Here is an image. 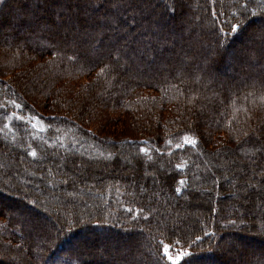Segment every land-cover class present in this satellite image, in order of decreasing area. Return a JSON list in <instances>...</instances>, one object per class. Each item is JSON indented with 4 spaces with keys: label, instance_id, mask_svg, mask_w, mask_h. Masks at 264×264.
<instances>
[{
    "label": "trees",
    "instance_id": "obj_1",
    "mask_svg": "<svg viewBox=\"0 0 264 264\" xmlns=\"http://www.w3.org/2000/svg\"><path fill=\"white\" fill-rule=\"evenodd\" d=\"M134 1L107 0L104 5L103 0H90L83 7L87 14H73L68 8L80 1L63 0L50 16L42 0H0V14L15 19L0 44V165L8 168L3 180L14 189L11 198L0 195L9 200L8 205L0 199V264H118L116 258L106 262L100 255L113 236L123 235L142 237L148 252L142 258L154 264H171L166 245L189 251L178 264H197L208 257L214 264H227L235 256L234 249L224 248L227 238L264 239V203L255 200L233 209V194L226 193L232 178L225 181L228 170L220 167L241 153L264 150L257 138L264 137V60L258 71L251 66L246 79H237L233 72L232 85L215 84L218 75L213 78L208 72L211 62L216 63L213 70L233 68L225 66L226 51L236 50L249 23L264 22V0H185L193 9L203 6L212 24V42L199 36V10L190 16L191 23L177 12L185 8L183 0H160L158 4L168 3L160 15L147 13ZM126 15L141 17L155 36L140 37L139 26ZM8 18L1 26L9 25ZM176 19L184 27L178 23L172 29ZM100 21L108 22L107 34ZM167 29L202 51L193 50L191 58L180 48L170 50ZM149 39L161 46L149 45ZM167 61L175 64L173 74L156 72L170 67ZM32 116L46 122L45 132L34 130ZM119 119H130L132 126L116 128ZM185 137L193 142L186 143ZM6 149L15 152L13 158L6 156ZM130 154L138 164L132 177L119 167ZM17 157L28 167H20ZM256 159L263 162L264 155ZM77 160L112 166L116 174L89 165L79 175L74 171ZM211 162L216 167L201 173ZM160 164L168 171L152 185L154 174H145L141 166L154 173ZM164 193L169 204L177 199L169 213L194 209L198 216L174 228L161 225L166 214H160L162 206L155 200ZM17 204L35 211L34 218L51 216L53 223L30 228L27 211L19 212ZM251 214L250 223L246 215ZM84 230L94 241L100 232L113 236L104 244L75 248L73 239ZM119 241L117 250L125 248ZM261 251L248 264H264V247Z\"/></svg>",
    "mask_w": 264,
    "mask_h": 264
},
{
    "label": "rangeland",
    "instance_id": "obj_2",
    "mask_svg": "<svg viewBox=\"0 0 264 264\" xmlns=\"http://www.w3.org/2000/svg\"><path fill=\"white\" fill-rule=\"evenodd\" d=\"M44 3V6H46V14L50 15L54 12H56L62 5L59 3H62L63 0H57L55 2V0H42ZM52 1V2H51ZM80 2L77 4V6L73 9L72 7H69V12L76 14L77 12H83L87 14V10L83 9L84 5L85 7L88 6V1L90 0H79ZM119 1V0H116ZM160 0H136L134 2H137V4L139 6L144 5V7H146L147 10H145L147 13H151L155 11V14L160 15L162 12L166 11L168 9V3H161L158 4ZM123 2V1H122ZM182 3H185L186 1L183 0L181 1ZM103 4L106 5L107 4V0H103ZM197 6V5H196ZM184 9L178 8L177 12H183L185 17L188 18L189 23H191L190 20V16L192 14H198L197 11L195 10H199L200 11V19L197 22L199 24L203 23L202 27L203 29L200 30L199 36L200 37H204L207 36L210 41L211 39H213V28H212V24L207 20L206 18V13H204V9L203 6L200 8V5L198 4V8L193 9V7H190L189 5H187L185 3L184 5ZM66 8V7H64ZM158 8V9H157ZM4 10V9H3ZM2 10V11H3ZM126 13V11L122 12L121 14ZM9 14L4 12V15L1 13L0 14V23L1 20L3 18H8ZM118 17V16H117ZM126 20H131V18H133L135 21L131 24L135 25V26H139L140 29V34L138 33V35H142L145 34V36H151L154 37L155 36V32H152V28H146L145 25H143L142 23V18L140 17L137 18L136 16H129L126 15L124 16ZM124 17L122 19H124ZM84 18V17H83ZM86 20H89L88 15L85 16ZM9 20V25H7L6 27L1 26L0 24V44H2V40H4L6 34H8L9 30L14 26L15 24V19L8 18ZM121 21V19H120ZM103 22V21H102ZM100 21L99 22V28L101 27V25L105 26L103 27L104 32L107 34V28L106 26H108V22L103 23ZM179 23V26H183L184 27V23L179 20L177 21L174 20V23L172 24V29H174L177 24ZM82 25V24H81ZM172 29H167V34L170 35V37H167V42L169 43L168 45L170 46V50L171 49H181V53L182 52H186L189 55H191V58L195 55L193 50H196L197 53L201 52L202 50L200 48H198V44L195 42H190L188 43L184 38L185 36H180L177 32L173 31ZM179 29V28H178ZM245 36H242L240 38V40H238L236 42V50L232 51V50H228L226 51V56H228L229 59L225 60V66H232L233 68H231V70H229L228 72H224L221 68L219 69H215L214 70L211 68V66H216V63L211 62V66L208 70V72H210L211 77H215V75H218V79H214L215 80V84H218L219 86L223 85V86H227V85H232L236 82V78L239 80L242 79H246L248 76H246L248 74V72H250L251 66H255L256 70L258 71V69H260V63L264 60V22H252L249 23L246 27H245ZM152 32V33H151ZM256 36H258V38L256 39ZM141 37V36H140ZM260 41L259 38H261ZM138 39V38H136ZM141 39V38H140ZM139 39V40H140ZM152 39H149V41H147V43H149V45H152L153 43H155L156 45H160L161 46V42L157 41H151ZM135 41V40H134ZM257 41V42H256ZM212 42V41H211ZM210 43V42H209ZM164 44V46H167L166 42H162V45ZM166 44V45H165ZM191 45V46H190ZM183 46V47H182ZM188 46H190V48H188ZM192 48V50H191ZM222 48H224V46H222ZM244 55H246V60L244 62V60L241 61V57H243ZM174 56V55H173ZM241 56V57H240ZM240 57V60H238V58ZM254 57V58H253ZM149 58H151V60L153 61V56H149ZM178 60L182 61V55H178ZM130 59V58H129ZM233 59V60H232ZM251 62V65H249L248 62ZM179 61H177V63H179ZM235 62V63H234ZM239 63V64H237ZM167 64H169L170 67H163V70H159L156 69V72L158 73H162V72H166V73H171L173 74V71L171 70V67H175L174 62H170L167 61ZM181 66V68L184 67V64L179 65ZM169 68V69H168ZM216 70V71H215ZM237 73V77L233 78L232 77V73ZM231 73V75H230ZM261 74V73H260ZM257 76H261L259 74H257ZM256 76V77H257ZM255 77V76H254ZM239 83L235 86L238 87ZM231 87V86H230ZM51 93H53V91H51ZM114 117V116H113ZM29 123L32 125V127L34 128L35 131L37 132H45L47 129V124L44 120L41 119V117L39 116H32L29 117ZM131 120L130 119H119L117 121L114 122L115 127L117 128H122L123 126H132V124L130 125ZM124 123H126V125H123ZM123 127V128H124ZM129 128V127H128ZM257 135V134H256ZM220 137H225V136H220ZM258 138V142L261 146L264 145V137L263 135L259 134L257 136ZM185 142L186 143H192L193 140L190 139L189 137H185ZM254 154L250 155L249 153H241V156H239V158H231V159H227L225 161L221 162L220 167H224L226 168V170H228L223 176L225 181L229 180V178H232V181L230 183H228L227 189L229 192L227 195H231L233 194V198L231 200V204L234 205L235 207L233 209H237L240 208L241 206H248L249 204H251L253 201L255 202V200H257L259 203H264V161L263 162H259L257 163V159L256 156L257 155H264V150L261 148H256L253 151ZM15 152L12 150H7L6 149V156H8L9 158H13L14 157ZM133 154H130V157H126L125 159H123L119 165L120 170L121 168H123V174H125L124 176H129L132 177L135 175L134 170H136V168L138 167V164L136 162H134L133 160ZM17 159H20V167H28V165H26L23 161L22 157H17ZM9 161H12L11 159ZM80 162V163H79ZM205 163L204 159L201 158V161ZM28 163V162H26ZM29 164V163H28ZM76 169L74 170L75 173L77 172L79 175L80 174H84L85 170H87L86 168L89 167V165H93L90 164L89 161H79L77 160L76 163ZM80 164V165H79ZM206 164V163H205ZM211 166L206 165L204 169H200L201 173H205V172H211V169L216 167V163L211 162L210 164ZM58 167L63 168V165L58 164ZM130 166V167H129ZM141 166V165H140ZM93 168L97 169V170H102V172L105 173H112V174H116V172H112L113 171V167L112 166H96L93 165ZM142 168H144L143 172H145V174L147 173H152L154 174L153 179L154 182L152 185H157L158 184V180L159 178H161V176L163 174L167 173V169L166 167L162 166L161 164L158 165V167L156 168V172H151V170H148L147 167L145 165L141 166ZM259 167V168H258ZM200 166L198 167L199 170ZM228 168V169H227ZM16 169V168H14ZM263 169V170H262ZM8 168H5L3 165H0V195L4 194L7 195V197H12V187H10L9 184H7L6 181L3 180L4 176L6 177V175H9L8 173ZM156 174V175H155ZM27 175H29L27 173ZM151 181L149 180L148 183H150ZM242 183V186H241ZM92 186V185H91ZM5 187V188H2ZM42 189H45V187H41ZM194 188L196 190H200V191H208L209 189H205L206 187H197L194 186ZM8 189V190H5ZM14 190V189H13ZM5 191V192H4ZM24 192H26V190H23ZM160 191V189L158 190ZM162 191V190H161ZM151 196H154V194L151 192ZM10 197V198H11ZM169 195L167 193H164V195H161L160 197L156 198V205L158 206H162V210L160 211V214L165 213L166 215H163L162 217V221L160 222L161 225L165 226V225H170L171 228H174L177 224H181L182 222H190L191 218H196V216H198V212L194 209H191L190 212H184L183 209L181 210V212H179L178 214H173V213H169L170 209L173 207V205L176 202L177 199L175 200H171L170 204L167 203V201L169 200ZM0 199L5 200L4 202L6 204H8L7 199H5L4 197L0 196ZM9 205V204H8ZM171 206V207H170ZM12 207V206H11ZM14 207L17 208V210L24 212L27 211V214L31 220L30 221V228H33L36 224H39L41 226H49L50 223L52 224L53 221L51 220V216L49 217H45L43 215H38L37 217L34 218V216H32L35 211H31L29 209H26L24 206H20V204L15 205ZM3 210H5L6 208L2 207ZM19 211V212H20ZM45 211V210H44ZM11 214L10 209L7 208L5 210V213ZM241 212V211H240ZM57 215V214H56ZM251 216V217H249ZM252 218V219H251ZM246 220H250L253 221V214L251 215H246ZM28 221V222H29ZM45 226V227H46ZM51 226V225H50ZM252 234V232H251ZM108 236V237H107ZM113 235H108L106 233H102L100 232V234H96V238L97 241L92 240L91 235L88 234V230H84L82 232V234L77 238V239H73V245L75 248H77L80 245H87V246H92L96 243H102L104 244V242H106L110 237H112ZM242 235H239L237 237H232V238H227L225 241V246L224 248H232L235 250V256H234V260L231 263H227V264H248L251 260L254 259L255 255L260 254L262 251V248L264 247V239H254L253 241H250L248 238L245 237H241ZM122 241L123 244L125 245L123 249L117 250V248L114 246L116 245V243L118 241ZM119 241V242H120ZM73 247V246H72ZM174 246H170V245H166L165 249H164V253L167 252V249L169 250L168 252V260L171 264H178L180 261H182L184 259V257L187 255L186 253H189V251L187 249H183L180 251H175V248H173ZM106 251H113L111 252H106ZM148 252H146V244H145V240L142 239V237H131V238H127L123 235V237L118 238V236H113V238L110 240V242L108 243V246L106 247V250L103 254L100 255L101 258H103L104 261L109 262L110 259H117L118 264H122L123 261H125L126 263H130L132 262L133 264H154L152 263V261H148L145 260L144 258H142L143 254H147ZM96 260V259H95ZM108 260V261H107ZM98 262V260H96ZM117 264V263H116ZM197 264H214V262L212 261V259L210 257L208 258H203L200 261H198Z\"/></svg>",
    "mask_w": 264,
    "mask_h": 264
},
{
    "label": "snow or ice",
    "instance_id": "obj_3",
    "mask_svg": "<svg viewBox=\"0 0 264 264\" xmlns=\"http://www.w3.org/2000/svg\"><path fill=\"white\" fill-rule=\"evenodd\" d=\"M168 252H169V250L167 249V252H165V255H166V256H168Z\"/></svg>",
    "mask_w": 264,
    "mask_h": 264
}]
</instances>
